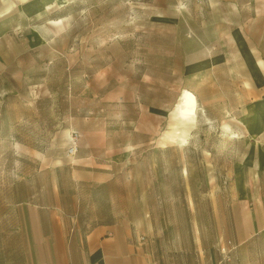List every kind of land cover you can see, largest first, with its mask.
Returning a JSON list of instances; mask_svg holds the SVG:
<instances>
[{
  "label": "rangeland",
  "instance_id": "1",
  "mask_svg": "<svg viewBox=\"0 0 264 264\" xmlns=\"http://www.w3.org/2000/svg\"><path fill=\"white\" fill-rule=\"evenodd\" d=\"M1 2V252L18 204L54 194L81 229L128 223L155 264L234 244L237 184L264 214V0ZM234 245L264 264V232Z\"/></svg>",
  "mask_w": 264,
  "mask_h": 264
},
{
  "label": "crops",
  "instance_id": "2",
  "mask_svg": "<svg viewBox=\"0 0 264 264\" xmlns=\"http://www.w3.org/2000/svg\"><path fill=\"white\" fill-rule=\"evenodd\" d=\"M73 1L54 0V3L62 6ZM236 191L232 200L236 209L232 240L239 247L242 242L264 232V214L257 202L258 193L253 188L240 183ZM247 209L250 216L240 217L241 210L247 213ZM16 210L17 229L13 234L21 239L20 246L10 252L0 251V264H155L149 249L144 246V238L141 240L140 232L134 231L128 223L105 219L88 229H81L64 213L55 194L50 203H20ZM219 257L216 250L213 253L209 249L206 257L200 250L198 264H216ZM234 258L224 264H242L239 248L234 252Z\"/></svg>",
  "mask_w": 264,
  "mask_h": 264
},
{
  "label": "bare ground",
  "instance_id": "3",
  "mask_svg": "<svg viewBox=\"0 0 264 264\" xmlns=\"http://www.w3.org/2000/svg\"><path fill=\"white\" fill-rule=\"evenodd\" d=\"M0 1L6 2V4H7V2L9 0H0ZM27 1L28 0H20V2H22V3H26ZM48 8H50V4L48 5ZM51 23L54 25L63 26L62 19L53 20V21H51ZM197 110H198V106H197L196 100L194 99V97H192L191 95L186 93L183 96V98L181 99V101L179 102V113L182 116H184L188 120V122H190L192 124V126H194L196 124ZM234 136L235 135H232V137H234ZM180 141L182 143V146H183V144L187 143L185 136L182 137Z\"/></svg>",
  "mask_w": 264,
  "mask_h": 264
},
{
  "label": "built area",
  "instance_id": "4",
  "mask_svg": "<svg viewBox=\"0 0 264 264\" xmlns=\"http://www.w3.org/2000/svg\"><path fill=\"white\" fill-rule=\"evenodd\" d=\"M73 135L74 136L72 137L71 143L67 148L68 157L75 156L79 148V145H78L79 135L78 133H73ZM141 240H143V237H141ZM235 248L236 246L230 240H227L225 243L221 242L219 244V253L221 255V259L218 262V264H221L222 262H232L233 254L231 252L235 250Z\"/></svg>",
  "mask_w": 264,
  "mask_h": 264
}]
</instances>
